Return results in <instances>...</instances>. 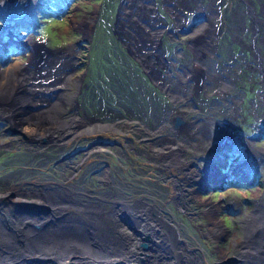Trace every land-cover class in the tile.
I'll list each match as a JSON object with an SVG mask.
<instances>
[{
    "label": "rangeland",
    "instance_id": "374dc122",
    "mask_svg": "<svg viewBox=\"0 0 264 264\" xmlns=\"http://www.w3.org/2000/svg\"><path fill=\"white\" fill-rule=\"evenodd\" d=\"M121 1L122 0H4L3 3L0 4V74L3 72L2 74L4 75L5 73L4 77L0 78L2 80V87L4 83L8 82L9 85L15 87L14 92L17 93L18 90L16 88L20 84L26 85L29 82L32 84L30 77L38 79V81L40 80V83L43 85H41V87L35 86L38 90V96L40 95L38 103L34 104L35 106L32 105L31 108L25 111L19 109L20 104L18 101H15V111L19 112L23 120L25 119L27 123H33L34 118H27L26 113H35L39 106H42V109L48 111L50 114L54 112L58 117L68 115L73 104L75 106L74 98L79 94L78 90H81V87L83 88L85 84H90L92 87L86 89L87 96L84 97V99H80L81 93L78 95V100L85 104L86 107H90V109L87 107L88 109L82 112L88 114L87 116L89 117L99 118L97 122L104 125L116 122L118 126L122 127L119 132L108 130V128L99 131L102 132L101 134L104 136L101 138L111 142H119L120 146L113 145V147H107V149L112 152V155L107 152H90L86 156L84 163H79L81 169H77L78 173L74 174L72 178H78V176L83 173L84 166L92 160L95 161V156H99L108 163V174L123 182L135 174L138 178L145 177V179H147L144 170H148V172L149 170L152 172L155 171L158 179H164L163 184L169 189L170 193L168 196L170 197L171 195V199L173 193L177 192L174 185L177 181L184 179L185 171L179 170L180 164L178 162L170 164L167 161H160L157 155H153L150 152V148L152 145H155V143L140 141V139L145 138L151 132L155 133L147 136L149 141L154 139L155 136L170 137V134L174 133L170 124L168 125L169 118L172 116H169L167 111L164 112L162 110L165 103L171 106L186 101L190 104L186 99L194 101L202 97H204V101H207L208 99L205 98V96L212 94L209 90L211 89L210 87L215 85L220 86L221 82H226L227 79H221L220 75L215 72V68L210 70L206 67L208 83L206 86L203 84L200 89L201 91L198 93L190 90L192 85L187 86L190 91L188 89L185 91L179 81L182 79L185 81L186 77L182 78V74L180 75L179 73L176 74V81H174L170 87L165 88L161 86L159 82L157 83V76H149L150 78L148 81L146 76L147 69L145 67L142 68L138 61L140 60L143 65H149V57L145 55V53L149 54V46L147 48H142L140 46L135 48L136 46L132 45V42H127L128 47H131L134 53L137 54L138 60L130 52L127 53L126 49L120 44L119 36L121 39H125V35H127L125 31H123L122 34L118 33L114 22L117 8ZM262 1L263 0H250L251 7L256 14L259 13L258 11ZM138 5L141 8L136 7L137 3L135 0H123L118 14L119 16L121 14L125 16V20L120 22L130 21L129 25L131 27L136 25L138 28L142 29L140 30L135 27V29L140 30L141 34H145V32L152 33L147 26L149 21L147 22L146 19L147 17L149 19L150 15L158 14L156 19H160L162 23L156 24L157 28H155V30H160L153 35H158V33L162 32L161 41L167 39L170 43L179 42V44L182 45L181 53L179 54L184 56L182 58L187 61V68H197L201 62L199 57H201L203 63L205 62L210 65L208 62V58L212 55H210V53H215L221 46H227L231 48V50L228 51V56L221 61V65H219L220 68H224V71L227 70L223 65L224 63L228 65L239 63L241 55L244 54V52H241L242 45L232 41V36H238V32H240V26H238V16L240 12L243 17L241 25L245 26V32L241 38L248 47V49L245 50L249 59L248 62L253 66H256L258 62L254 52L249 46L251 31L247 28L250 25V20L246 12V0H145L143 3L138 2ZM172 6L177 8V12H185V21L189 20L188 25L194 23L195 19L193 17H195V15H199L200 17L204 16L206 12H212V18L208 22L212 23L215 31L212 40L205 43L212 45L210 50H203V52L195 53L184 43V40L186 41L187 38L188 40L186 42H189V37L198 34L203 24L199 23L200 25L197 24L187 28L189 32L178 35L176 39H172L170 37L171 35L168 36L165 30L161 31L163 28V21L164 23L167 22V19L163 17L166 16L170 19L168 13H173L175 10L171 8ZM129 7L143 12V23L136 20L137 18L134 12L131 13L133 10H128ZM126 8L128 12L125 15ZM222 10L224 11L223 14ZM235 10L238 15L235 23H232L231 16ZM147 12L150 14L149 16H147ZM102 13H104V16H102ZM219 15L223 21L220 30L218 29ZM162 18L164 19L163 21ZM203 19V17L198 18V20L201 21ZM136 23H139V25ZM181 23L183 22L181 21ZM149 25L151 26V24ZM169 26L171 27L172 24ZM227 27L230 32L229 36L222 34ZM140 44H142V41ZM116 54L118 55L116 56ZM193 55L195 56V60L191 62L190 57H193ZM33 63V69L29 72ZM156 67L158 68V66ZM204 68L205 67L202 66V69ZM209 68L211 67L209 66ZM259 73L260 72L256 71L253 78L257 86V94L261 92L263 95L260 85L256 82ZM239 76L240 80L237 85L240 86V82L242 81L243 85L245 79L242 72ZM199 79L202 83L203 75H200ZM142 80L149 86L147 87L141 84ZM135 82L140 84V88L147 93L146 96H143L142 91H139L138 95L131 93L135 90ZM190 83H192V81ZM209 83H211V86L208 88ZM30 84L24 87L30 86ZM177 90L180 91L177 92ZM84 92L85 91H83V93ZM122 93L127 96L122 98ZM148 95L149 97H147ZM174 96L176 98H174ZM211 97L212 99L209 101L206 113L204 112L202 115H200L199 111L201 109L199 107L196 109L190 108V106L181 108L187 110L189 113L198 110L195 111V115H200L197 116L200 119L195 124L189 123L187 126H183L184 129L181 132L178 130L174 133V138L176 140L175 145L178 146L177 154L179 153L177 161L184 166L192 165V170L194 173L198 174L197 181L193 182V186L185 187L183 185L184 188H181L186 190L188 195L192 189L198 188L196 182L205 184V186L200 188L204 191L201 192V194L199 191L197 192L198 199L190 200L191 198L189 195V202L198 204L208 201L210 203L208 206L204 203L207 209L210 207L216 208L212 203L217 204L218 211L212 219L216 222L221 221L225 228L224 230L228 231L230 235L217 238L214 232L210 233L209 228L211 226H209V215L199 212V207H190L187 211L170 206L157 211L153 208V211L157 212L156 214H160L169 225L172 224L171 226H173L174 232L176 231L174 233V240L177 239L188 245L187 250H192L194 254L197 255L201 264H218V257L222 252L227 256H233L237 253L232 245V241L237 237L242 239V220L244 214H247L248 209L246 210V206L241 207L240 205L237 211L238 213H242L231 215L229 212L223 211L224 202L231 201V203H233L234 201L232 198L234 196L240 199H254L256 194L262 190V183L257 184L258 180L257 182L256 180L252 181V183L245 182L243 185H240L242 181H238V184L231 183L234 177L238 175L236 170L230 173L229 168L226 169L228 163H232L235 158V156L231 155H226L228 160L214 162L218 167L217 171L219 173L217 175L222 177L220 181L214 182L206 177L204 182V179L200 178V175H204L205 169H203V167L206 166L202 161L205 160V158H211V156L216 153V149L218 151V148H235L241 145V143H244L241 137L242 129H240L243 128V130H246V128L244 129L243 126H240L242 125V113L244 114L245 112V115H250L251 121L254 123L259 119H264V100L262 105L259 99L262 97L247 98L244 102L243 100L237 101V95L228 100L223 99L218 94H212ZM174 99H176V101ZM0 100L4 102L8 99L3 94ZM20 103L21 105L26 104L23 100H20ZM151 107H155L157 113L155 114L156 116L151 115L152 121L149 122L150 115L148 116L147 113L149 114ZM80 111L79 109V114L82 113ZM129 112L132 114H127ZM125 115L131 116L130 119H126ZM0 117V122L4 123V129L9 128V125L21 132H23L22 128L24 127L25 131H29L33 128V126L24 125V123L22 126L20 125V129L19 127L17 128L16 124L8 122L3 116L0 115ZM40 117L39 115V118ZM2 118L5 120H2ZM39 118L38 120L40 123ZM201 121H203L204 126L198 129L197 125ZM134 122L144 125L145 128L137 129L142 132L147 130L148 134L146 135L144 133V137L141 133L139 136H135L134 134H137L138 130L128 127H134ZM213 122L217 123L215 129L212 128ZM55 123L56 122H53V124ZM254 123L250 124L247 133L258 134L257 131L253 130L255 126ZM113 126L115 128V125ZM103 127L105 128L106 126H101L100 128ZM100 128L96 126V129ZM213 132L215 133L213 134ZM97 133L98 132L90 133L88 135ZM22 134L25 135L26 139H23L21 134L17 132L13 134L9 132L0 134V156H4L5 159L2 163H4L3 170L6 172V176L9 175V173L11 174L15 169L22 170L19 175H26L28 171L32 173L31 175L28 173L27 178L23 176L25 179L23 182L27 184L35 182L36 178H39L41 181L44 179H52L51 181L61 180L69 173V168L66 166H69V163L77 164L81 159L79 157L83 156L78 153L77 155L75 154L73 158L61 162H67L66 166L61 163L54 164L56 161L60 160L66 152L73 149V144L75 147H78L77 141H81H79L80 145L84 144L82 138L85 134L83 135V133H79V135L77 133V136L75 135L76 137L74 136L69 140L64 139L61 141L50 140L45 137L44 140L46 142L42 144H39V139H31L25 133ZM177 138H182V141H177ZM94 139L96 138L91 137L88 141ZM8 140H13V142L9 143L7 146ZM19 140L21 141L19 142ZM36 143H38V145ZM145 149H149V162L143 161V157L139 156V152H144ZM256 150L264 152V141L250 142L248 148L244 149V151L239 154L234 163H246L249 158H252L253 152ZM7 154L10 156L7 157ZM132 154H134L133 157H131ZM141 155L145 156L143 153H141ZM216 155L218 154L216 153ZM38 162L41 164H38ZM146 165H151L153 168ZM262 169L264 168L262 167ZM83 174L86 175L87 171ZM89 177L87 180V182H89L87 184V189H89L88 192H90L89 194L101 197V195L95 194L96 192L93 191L95 190L93 187V182L96 179L95 175H89ZM241 177L242 176H239L237 178L239 179ZM219 178L220 177H218V179ZM260 179L262 181V177ZM191 183L190 181V184ZM232 186L235 188H231ZM143 197H145V195H143ZM240 199L236 200L241 201ZM173 200L179 205V200H175V197ZM181 200L184 201L185 198L182 197ZM149 204L153 206L152 202H149ZM169 204L172 206L174 205L172 200H170ZM50 209L54 210V208ZM66 209L67 208H63V212H65ZM260 209L261 208L258 207L254 213H259ZM203 210L204 207H201V211ZM186 213H189L191 216ZM129 255H138V253L132 251Z\"/></svg>",
    "mask_w": 264,
    "mask_h": 264
},
{
    "label": "flooded vegetation",
    "instance_id": "af4514ba",
    "mask_svg": "<svg viewBox=\"0 0 264 264\" xmlns=\"http://www.w3.org/2000/svg\"><path fill=\"white\" fill-rule=\"evenodd\" d=\"M122 1L120 2L119 5H121ZM263 2L264 0L260 3V8L258 11L259 13L256 14L255 11L251 7L250 0H246V12L248 13V18L250 20V25L247 28L249 29V31H251L249 46L254 52L256 59L258 61L256 66H253L250 64V62H248L249 59L245 53V50H247L248 47L246 44H244V41L241 38V36L245 32V26L241 25V21L243 17L241 16L240 12L238 16V20H239L238 26H240V32H238V36L236 35L232 36V41L234 43H238L242 45L241 52H244V54L241 55V58L239 59L240 60L239 63L237 62L233 65H228L224 63L223 64L224 67L227 68L226 71H224V68H220L219 65H221L220 62L223 61L228 56V51L231 50V48L227 46H221L220 49H217L215 53H210V55L212 54L211 56L209 55L210 58H208V62L210 65H208L205 62L203 63L201 57H199V60L201 62L197 68L196 67L187 68V61L184 58H182L184 56L179 54L181 53V49H182V45L179 44V42L170 43L167 39L161 41L160 38H161L162 32L158 33V35H153L157 33V31L159 32L160 30V29L155 30V28H157L156 24L162 23L160 19L159 20L156 19L158 17L157 16L158 14L150 15L149 13H147L148 16L150 15L149 21H150L151 26L149 25V29L152 31V33H149L150 34L149 44L147 43L148 41L147 36H145L144 34H141L140 30L135 29V27H131L129 25L130 21L123 22V23L118 21V17L120 18V16H122V14L120 16L118 14L120 6H118V8L116 7L117 15H115L116 17L115 27L118 30V33L122 34L123 31H125V33L127 34L125 35V39L124 38L121 39L119 36L120 44L122 45V47L126 48L127 53L130 52L131 54L135 55V57L137 58L136 56L137 54L133 52V49L130 47L129 49L127 47L128 46L127 42L129 43L132 42V45L136 46L135 48H137V46H140L142 48H147L149 46V54L145 53V55L149 57L148 58L149 65H142L143 67L147 69L146 76L148 78V81L150 77L157 76L156 78L157 83L159 82L160 85L164 86L165 88L170 87L172 83L176 81L175 80L176 74L179 73L180 75L182 74L181 76L182 78L186 77L185 81H183V79L179 81L181 85L184 87L185 91L186 89H188L187 88L188 85H192L190 90H193L194 92L198 93L201 91L200 89L203 86V84H205L206 86V84L208 83L207 68L210 70L212 68H215V72L218 75H220L221 79H227V80L226 82L222 81L220 86L215 85V86L210 87L211 89L209 90L212 94L214 95L218 94L220 97L226 100L232 99V97L237 95V101L243 100V102L247 98L252 99L255 97L257 98L262 97L259 99L263 105V100H264V3ZM171 8L175 9L176 11L174 10L173 13L171 12L172 14L167 12L169 14L170 19H168L166 16L163 17L167 19V22L164 23L163 21L164 19L162 18L163 28L161 29V31L165 30L168 36L171 35L170 37L172 39H176L178 35H181V34L183 35L189 32V29L187 28L193 25H197L199 23L203 24V26L200 28V32L198 34L193 35V37H189L190 39L189 42H186L188 38L186 41L184 40V43L186 44L188 48L193 50L195 53L203 52V50H210L212 45H208L205 43L210 42L212 40L214 31H215L212 26V23L210 24L208 22L212 18L211 17L209 19V15H211L212 12L210 13L206 12L204 16H200L204 18L202 21L198 20V18H200L199 15H195V17H193L195 19L194 23H192L191 25H188L189 20L185 21V16H184L185 12H181V11L177 12V8L175 6H172ZM223 13L224 11L222 10V14ZM237 15L238 14L236 13V10H235V12H233L231 16L232 23H235V20L237 19ZM102 16H104V13H102ZM214 19H215V15H214ZM122 20H125V17ZM181 21L183 23H181ZM106 22H107V18H106ZM171 24L172 26L170 27L169 25ZM207 24L208 25L210 24V26H208ZM222 24H223V21H222L221 16L219 15V21H218L219 30ZM222 34L227 35V36L230 35V32L228 31V27L225 28V32ZM141 41H142V44H140ZM117 55L118 54H116V56ZM194 60H195V56L193 55V57L192 56L190 57V61L193 62ZM200 65H202L205 68L202 69V66ZM156 66H158V68ZM209 66L211 68H209ZM256 71L260 72L259 73L260 75L258 74L256 78V82H258V85L261 84L263 86L262 87L260 85L263 95L261 92L258 94L256 92L257 86L254 83V78H253V75L254 73H256ZM241 72L243 73L245 80L243 81V85L241 81L240 82L241 85L239 86L237 84H238V81L240 80L239 74ZM200 75H203L202 83L200 82V79H199ZM191 81L192 83H190ZM134 84H135V90H133V92L131 93H135L136 95H138L139 91H142L143 96L147 95V93H145L140 88V84H137V82H135ZM141 84H144L147 87L149 86L143 80ZM209 86H211V83H209L208 88ZM21 87L23 89V86ZM89 87H92V86L90 84H87V85L85 84L83 88L81 87V90H78L79 94L81 93L80 99H84V97L87 96L86 89H89ZM82 89L83 91H85L84 93ZM24 91H25V88H24ZM178 91L180 90H177V92ZM78 95L76 98H74L75 106L73 104L72 109L70 106L71 110L68 113V115H71V116L62 117L61 120L63 123L70 122V123L75 124L77 127H84L88 130L82 131L83 135L85 134V136L82 138V142L84 144L80 145L79 143L81 141L80 140H79L80 142L77 141L78 147H75V145L73 144V149L66 152L65 155L60 158V160L54 163V164H57L63 161H67L68 159L73 158L75 154L77 155L78 153L83 155L82 157H79L81 159H80V162H77V164L69 163V166H66L67 162L61 163L69 168V173L66 176H64V178H62L61 180H53V181H51L52 179L51 180L44 179L43 181H41L39 180V178H36L35 182L27 184L26 182H23V180H25L23 176L27 178L28 173L29 175H31L32 173H30L27 170L28 171V173H26L27 176L19 175L22 170L15 169L11 172V174L9 173V175L6 176L5 174L6 172H4L3 170L4 163H2L5 159H4V156L3 157L0 156V164H1L0 165V192H4V193H1L2 197L0 196V223L1 225H4V226L6 225L5 227H7L8 229L7 231L14 232V233L16 232L15 230L17 229V225L19 224L21 216H23V214H27V216L29 217L28 219L29 222L33 224L34 228H37L38 225L42 227L44 223H49V222L55 223L60 220H63L64 219L63 216L66 213L69 215V219H74L76 221L78 219L79 220L87 219L88 216L83 215V213L79 215L81 211L86 210V209H91L92 212L97 211V212H101L104 214L106 211L116 212V216L118 218L117 209L119 210L120 205L124 207L125 209H129V207H133L135 209L134 212L139 213V215L137 214L139 217L144 216L143 219H147L150 217L151 220H154L156 222L159 221V223L160 222L163 223L165 221L164 222L165 224H168V222H166V220H164L160 214H156L157 212H154L153 208H155V211H157V210H161V209H164L170 206V207L181 208L183 211L184 210L187 211V209L190 207H199L200 209L199 212H203L204 214L205 213L207 214V210H206L207 208L205 207L204 203H198V204L190 203L188 192H185L186 194H182L180 192V190H183L181 189L183 188V185L185 186L187 183L190 182V180H193L192 175H198V174L194 173V171L192 170V165L184 166L179 161H177L178 160L177 156H179V153L177 154L178 146L175 145L176 140L174 138V135H175L174 133L177 132L178 130H180L181 132L184 129L183 126H187L189 123L195 124L196 122H198L200 118H198L197 116L202 115L204 112L206 113V109L208 107L209 101L212 99L211 95L205 96V98L208 99L207 101H204V97L198 100H194V101L191 99H186L187 101L190 102V104L184 101L183 103H180V104L176 103L174 105L169 106L168 104L164 102L165 104H164V107H162V110L164 112L167 111L169 113V116H172L171 118H169L168 125L170 124L174 133L170 134V137L155 136L154 139L149 141V138H147V136L152 135L155 132H151L150 134H148L147 130L145 132L138 130V129L145 128V126L141 125L140 123L134 122L135 123L134 127L128 126L130 128H133L134 130H138L137 134H134L135 136H139L140 133L142 134V136L144 133L146 135L148 134L145 138H141L140 141H146L149 143L154 142L155 145H152L150 152L153 155H157V157L159 156L158 158L160 159V161L162 162L167 161L170 164H174L175 162H178L180 164L179 170L185 171L184 179L177 181L176 184L174 185L175 190L177 192L173 193V196L171 199H170L171 195L170 197L168 196V194L170 193L169 189L163 184L164 179L163 178L158 179L155 171L152 172L149 170L148 172V170H144L145 176L147 179H145V177L138 178V176L135 174L133 176H130V178L126 179L123 182L122 180L115 178L114 176L108 174L109 165L106 161L103 160L102 157H99V156L97 157L95 156L94 158L95 161L92 160L91 162L87 163L84 166L83 173L87 171L86 175L82 173L81 175L78 176V178L76 179L72 178L74 174L78 173L77 169L79 170L81 169L80 164L84 163L86 156L90 152H96V153L107 152L108 154L112 155V152L108 150L107 147L108 146L113 147V145L120 146L119 142H115V141L111 142L109 140H105L101 138L104 136H102L101 134L102 132H99V131H103L104 129L108 128V130H115L119 132L120 129H122V127L118 126L116 122L112 123L113 125H115V128L111 126V124H109V125H106L107 127L105 128L103 127L100 129H96V125L104 126V124L97 122L99 118L89 117L87 116L88 114H85L84 112H82L85 109H88V108L90 109V107L87 106L88 107L87 108L85 104H83L80 100H78ZM125 96L127 95L122 93V98ZM147 97H149V95ZM174 98L176 97L174 96ZM174 100L176 101V99ZM186 106H190V108H193V109H196L197 107H199L201 109L199 111L200 115H195V111H198V110H195L189 113L187 110L181 109ZM79 109L81 110L80 112H82L81 114L78 113ZM42 112L47 113L48 111L43 110ZM156 113L157 112L155 111V107H151L149 114L147 113L148 116L150 115L149 122L152 121L151 115L156 116L155 115ZM127 114H132V113L129 112ZM179 115L180 116L182 115V116L180 117ZM242 115H243V118L241 119L242 125L240 126H243L244 129L246 128V130H243V128H240L242 129L241 137L243 138L244 143H241V145L235 148H227V149L218 148V151L216 149V153L218 155L214 153V155L211 156V158H205V160H203L202 162L204 165L205 164L210 165L209 167L213 165L217 166V164H215L214 162L228 160L226 158V155L235 156L233 162L228 163V165L226 166V169L229 168L230 173L236 170L238 172L237 177L239 176H242V177L239 179L237 177H234L231 183L238 184V181L241 182L242 180L243 182H241L240 185H243L245 182L252 183V181H255V180L256 182L258 180L257 184L262 183L261 184L262 190L258 194H256V197L254 199H251V198L240 199L234 196L232 198V200L234 201L233 203H231V201L224 202L225 205L223 206V211L229 212L231 215H234V214L237 215L239 213H242V212L238 213L237 211L238 207L240 205L241 207L246 206V210L247 209L248 210H247V214H244L245 216V215L252 214L258 207L264 209V173H263L264 169H262V167L264 168V152L261 150L254 151L252 158H249V160L246 163L242 162L241 164H237V163H234V161L239 156V154L244 151V149L248 148V146L250 145V142L264 141V119H259L257 122L254 123L251 121L250 115H245V112L244 114L242 113ZM3 117L8 122L11 123L12 119L9 118L10 119L9 120L7 118V115H3ZM130 117L131 116L125 115L126 119H130ZM5 119L2 118V120H5ZM81 120L84 123L83 125L78 122ZM251 123L255 124V126L253 127V130L257 131L258 134L247 133V130L250 127ZM3 125L4 123L0 122V131H1L0 134H6L8 132L13 134L17 132L21 134L23 139H26L25 135H23L22 134L23 132H21L20 130L18 131V129H15L11 127L10 125H9V128L4 129L5 126ZM197 126H198V129H200L201 126H204L203 121H201ZM216 127H217V123L213 122L212 128L215 129ZM89 132L90 133L98 132V133L88 135L90 134ZM214 133L215 132H213V134ZM91 137H94L96 139L92 141H88ZM31 139H34V138H31ZM38 139L40 141L39 144L46 142L43 138L38 137ZM180 139L177 138V141H182V138ZM20 141L21 140H19V142ZM12 142L13 140H8L7 146L9 145V143H12ZM36 144L38 145V143ZM141 153H143L145 156H142ZM6 156L9 157L10 155L7 154ZM133 156L134 154L131 155V157ZM139 156L143 157L142 159L143 161L149 162V149H145L144 152L140 151ZM38 164H41V163L38 162ZM146 166L152 167L151 165H146ZM209 167L206 168L204 166L203 169L209 170ZM93 174L96 177V179L93 182L94 183L93 187L95 188V190L93 191L96 192L95 194L101 195V197L92 196L89 194L90 192H88L89 189H87V184L89 182H87V180H88L89 175H93ZM261 177H262V181L260 179ZM196 184L198 185V188H194V189L199 190L201 194V192H203L204 190L200 188L205 186V184L204 183L199 184L197 182ZM9 185H12V186L15 185V188H13L12 191L10 190L8 192L7 187ZM231 188H235V187L232 186ZM245 188H248V187H245ZM15 189L16 190L25 189L29 191V194L32 195V197L29 199H25V201H21L20 199L19 201L14 202L13 196H14ZM6 191L8 194H6ZM42 191L46 192L50 196L54 195L55 198L49 199V201L61 202L60 205H65L67 207L63 215H60L61 211L56 213L54 211H57V210H54L53 211L54 213L52 212V210L50 209L52 208L51 203L47 201L48 200L47 198L42 196V193H43ZM3 194H6V195L4 196ZM39 194L42 198L41 200L42 203H39V200L37 199L39 197ZM143 195H145V197H143ZM174 197H175V200H179L178 201L179 205L174 202L173 200ZM182 197L185 198L184 201L181 200ZM32 198L34 199V201ZM236 199H240L241 201L236 200ZM170 200L173 201V204H174L173 206L169 204ZM149 202H152L153 206H151ZM212 204H214L216 206V209L218 210L217 204L215 203H212ZM201 207H204L203 211H201ZM186 214L191 216L189 213H186ZM244 216H243V219L245 218ZM228 235L229 233H226L224 236L226 237ZM15 236L19 237V234L15 233ZM18 239L19 238L16 239V242L18 243V245H21L22 241ZM241 252L242 251H238L237 253L242 254Z\"/></svg>",
    "mask_w": 264,
    "mask_h": 264
},
{
    "label": "bare ground",
    "instance_id": "6f19581e",
    "mask_svg": "<svg viewBox=\"0 0 264 264\" xmlns=\"http://www.w3.org/2000/svg\"><path fill=\"white\" fill-rule=\"evenodd\" d=\"M3 1L4 0H0V4L3 3ZM144 1L145 0H135L137 3L136 7L141 8L138 2L143 3ZM128 10H133L131 13L134 12L137 21L144 22L142 21V11L133 7H129ZM128 10L126 8L125 15ZM124 17L125 16H120L122 19ZM210 18L211 15H209V19ZM122 19L118 18V21H122ZM146 21L148 22L149 19H146ZM136 24L139 25V23ZM149 24H147L148 27ZM210 24L207 25L210 26ZM134 27L138 28L136 25ZM144 35L147 36V43L149 44V33L145 32ZM138 62L141 66L143 65L140 60ZM33 66L34 63L31 65L29 72L33 69ZM2 73L0 74V78L5 75V73L4 75ZM30 78L32 84H30V82L27 83L26 85L30 84V86L27 87H24L26 86L24 84H20L16 88L18 90L17 93L14 92L15 87L9 85L8 82L4 83L2 87V80L0 79V99L3 94L8 99L4 102L0 100L1 116L7 115L8 119H12L13 122L11 121V123L16 124L20 129V125L22 126L24 123V125L33 126L29 131H25V127L22 128V131L27 136L34 139H38V137L45 139V137H47L55 141L64 139L69 140L75 135L77 136V133L79 135V133H83V130H88L84 127H77L70 122H62V117H70L71 115L58 117L54 112L48 115V112H42V106H39L35 113H26L27 118H34L33 123H27L25 119L23 120L19 112L15 111V101L19 102V109L27 111L29 107L31 108L32 105L37 104L39 101L40 95L38 96V90L35 86L41 87V85H43L40 83V80L38 81V79L33 77ZM21 86H23V89ZM20 100H23V102L25 101L26 104L21 105ZM39 115L41 116L40 118ZM38 118L40 119V123ZM53 122L56 123L53 124ZM78 122L82 125L84 124L82 120ZM96 126L99 128L101 127L100 125ZM111 126H113V124H111ZM209 166L210 165H206L205 167L208 168ZM217 168V166L213 165L209 167V170L206 169L204 173L205 177L209 180L220 181L222 177L217 175L219 173ZM204 175H200V178L204 179L203 181L205 182ZM197 176L198 175H192L194 181L190 180L192 183H187L185 187L193 186V182L197 181ZM218 177L220 178L218 179ZM13 188H15V185H9L7 191H12ZM196 190L192 189V191L189 192L190 200L198 199L197 192L199 190ZM7 191L6 194H8ZM180 192L186 194L185 192L187 191L180 190ZM1 193L4 192H0V196L2 195ZM6 194L3 195L5 196ZM42 196L47 198V201H49L50 198H55L54 195H52V197L46 192H43ZM13 197L14 201H19L20 199L21 201H25V199L31 198L32 195H30L27 190L15 189ZM37 199L39 203H42L40 194ZM49 202L52 208L57 210H52V212L58 213L62 211L60 215L64 214L63 208H67L65 205H60L61 202L56 201ZM204 203L206 206L210 204L208 201H204ZM206 210L209 215V226H211L209 232H214L217 238H222L226 233H229L224 230L225 228L221 221L216 222L212 219L214 215L217 214L218 210L212 207ZM263 210L264 209L261 208L259 213L253 212L252 214L245 215V218L242 220V239L237 237L239 240L235 238V240L232 241V245L236 252L242 251V254L236 253L233 256H227L222 252L218 257V264H264ZM134 211L135 209L133 207L125 209L120 205L119 210L117 209V215L123 214L124 218L127 216L125 222L119 219V217L117 218L116 212L106 211L105 215L101 212H92L91 209H86L81 212L79 211V215L83 213V215L88 216L87 219H78L76 221L74 219H69V215L66 213L63 216V220L55 223H44L42 227L38 225L37 228H34L33 224L29 222L27 214H23L15 230V233H18L19 237L15 236L14 232L7 231L6 225L4 226L0 223V264H201L197 255L194 254L192 250H187L188 245L177 239L174 240V233L176 231L174 232L173 226H171L172 224H165V221L159 223V221L156 222L146 216L147 219H143L144 216H141V218L138 216L139 213H135ZM145 235L151 238V241L145 242L147 248L143 249L140 247V244L144 242L142 238ZM17 238L22 241L21 245H18L16 242ZM132 251L137 252L138 255H129Z\"/></svg>",
    "mask_w": 264,
    "mask_h": 264
},
{
    "label": "water",
    "instance_id": "95a60500",
    "mask_svg": "<svg viewBox=\"0 0 264 264\" xmlns=\"http://www.w3.org/2000/svg\"><path fill=\"white\" fill-rule=\"evenodd\" d=\"M38 72V71H37ZM36 72V73H37ZM41 75H42V73H41ZM49 95H51V94H49ZM30 108V107H29ZM118 217H119V219H121V220H123V221H125L126 222V219L124 218V216L122 215V214H119L118 215ZM121 217V218H120ZM124 218V219H123ZM142 241H144V242H142L141 244H140V247H142L143 249H146L147 248V245L145 244V242H150L151 241V239L150 238H148L146 235L142 238Z\"/></svg>",
    "mask_w": 264,
    "mask_h": 264
}]
</instances>
